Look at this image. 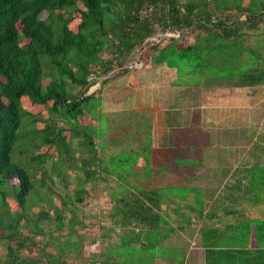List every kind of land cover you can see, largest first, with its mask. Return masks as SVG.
<instances>
[{
  "label": "rangeland",
  "instance_id": "rangeland-1",
  "mask_svg": "<svg viewBox=\"0 0 264 264\" xmlns=\"http://www.w3.org/2000/svg\"><path fill=\"white\" fill-rule=\"evenodd\" d=\"M194 1L207 3L202 9H212L215 3V0ZM229 1L239 3V0ZM76 24L73 22L71 26ZM259 26L256 32L248 33L244 46L254 49L255 57L259 53L264 59V25ZM196 36V32L185 33L182 44L192 45ZM149 53L147 50V56ZM142 54L143 50L134 49L123 66L129 69L126 72L118 73L119 68H114L106 76H95L97 83L88 93L99 88L102 78H107L96 93L102 99L104 111L90 106L88 115H80L76 121H69L59 113L50 115L56 127L65 129L62 136L70 139L71 150L77 156L82 154L80 162L56 164V152L41 149L53 156L45 157L41 165L31 164L30 168L29 161H17L20 156L12 150V160L30 175L37 166H41L40 172L46 171L54 183L51 197L56 205L59 200L55 196L60 194L67 203L62 229L57 231L53 221L39 224L44 235L35 237L37 248L31 253L22 251V256L44 262L50 255L67 264H189V186L196 189L195 207L200 211L204 173L206 180L209 175L225 179L227 174L232 180L238 179L237 183L225 180L226 192L236 187L242 196L251 193L250 197L258 200L264 214V86H200L198 81L194 83L196 76L190 71L170 64L153 65L149 56L144 59ZM243 57L248 58V54ZM34 110L36 106L31 113ZM130 116L141 118L142 122L125 127L129 121L120 127L122 119ZM79 130L83 137L92 138L98 151V159L91 162L93 173L98 176L83 184L87 193L82 203L74 202L73 195L79 185L78 177L84 178L78 168L89 152L88 146L81 142ZM142 141L149 143L146 155V145L142 146V152L138 151ZM144 156H148L149 163ZM147 166L148 170H144ZM103 167L108 168L109 174L101 171ZM57 173L64 183L56 178ZM36 178L39 176L33 178L34 188L38 183ZM17 184L12 181L4 187L7 194L5 199L0 196V210H19L13 199L16 187H12ZM217 185L220 184L211 185L210 191H216ZM33 191L26 200L27 207L37 212L40 204L46 203L44 199L39 201L44 197L42 191ZM33 195L39 197L33 200ZM130 211L137 215L131 217ZM260 218L251 222L257 239L264 234V215ZM26 225L21 224L22 235H33L28 232L31 223ZM235 231L239 235L237 239L243 233L248 241L249 225L242 223ZM148 235L151 244L141 250L134 241L129 247L120 245L121 240L136 237L139 243H146ZM218 240L227 242L226 237ZM5 256L6 246L2 242L0 264Z\"/></svg>",
  "mask_w": 264,
  "mask_h": 264
},
{
  "label": "trees",
  "instance_id": "trees-1",
  "mask_svg": "<svg viewBox=\"0 0 264 264\" xmlns=\"http://www.w3.org/2000/svg\"><path fill=\"white\" fill-rule=\"evenodd\" d=\"M203 4L207 6L194 0H0V196L5 199L4 187L16 181L13 199L19 208L0 210V244L6 246L2 264H67L50 255L44 262L22 256V251L31 253L37 248L35 237L44 235L39 224L53 221L57 231L62 229L67 203L60 194L55 196L59 205L55 204L53 180L46 171L40 172L41 166L32 168L30 175L12 160L11 153L14 149L20 156L17 161H29L30 168L31 164L41 165L51 155L49 150L58 155L56 164L80 162L82 154L77 156L71 150L70 139L62 136L65 129L56 127L50 115L59 113L76 121L80 115H88L90 106L102 108L96 93L107 78L88 93L97 83L95 76H106L114 68H119L118 73L128 71L123 66L135 48L143 50L141 57L149 56L153 65L170 64L190 71L200 86H264V59L244 46L248 33L264 25V0H215L212 9H202ZM73 22L77 24L71 26ZM187 32L197 33L192 45L182 44ZM245 53L248 58L243 57ZM140 119L124 117L120 127L129 121L125 127L137 125ZM78 132L89 152L78 168L84 178L77 176L79 185L73 195L74 202L82 203L87 193L83 184L98 176L91 166L98 151L91 137ZM143 145L146 155V141L138 151L142 152ZM144 159L149 163L148 156ZM107 169L101 171L109 174ZM38 176L34 188L33 178ZM56 178L65 182L58 173ZM33 190L42 191L44 197L39 201L46 203L40 207L35 203L37 212L27 207ZM130 212L131 217L137 215ZM22 223H31L28 232L33 235H22ZM146 239V243H139L138 237L124 239L120 245L129 247L134 241L141 250L151 244L149 235Z\"/></svg>",
  "mask_w": 264,
  "mask_h": 264
},
{
  "label": "crops",
  "instance_id": "crops-1",
  "mask_svg": "<svg viewBox=\"0 0 264 264\" xmlns=\"http://www.w3.org/2000/svg\"><path fill=\"white\" fill-rule=\"evenodd\" d=\"M226 176L225 179H221L223 176L219 177L220 179H214L212 175H209L210 178L206 180L205 173L203 174L200 186L203 205L200 212L195 207V187L189 186L191 189L189 190V199H191L189 210L192 215V217L189 215L188 220H190L187 222L189 264H264V234L257 239L251 224L253 220H259L264 215L259 208L261 204L257 199L250 197L251 193H244L242 196L236 187L229 188L226 192L224 182L232 180L231 175ZM193 181L196 182L197 179L193 178ZM237 181L238 179L235 178L231 182L237 183ZM214 183L220 185L219 187L217 185L216 191L211 192V185ZM195 213L196 218L193 217ZM242 223L249 225L248 241H245L243 233L240 234V240L237 239L239 235L235 229ZM221 237H226L227 242L218 240Z\"/></svg>",
  "mask_w": 264,
  "mask_h": 264
}]
</instances>
